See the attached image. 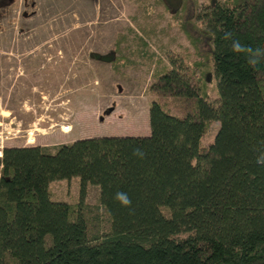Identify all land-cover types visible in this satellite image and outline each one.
<instances>
[{"label": "trees", "instance_id": "16d2710c", "mask_svg": "<svg viewBox=\"0 0 264 264\" xmlns=\"http://www.w3.org/2000/svg\"><path fill=\"white\" fill-rule=\"evenodd\" d=\"M194 15L209 41L214 98L169 56L148 87L192 108L177 114L151 98L147 133L0 147V264H264V57L252 67L224 39L232 32L264 49V0H207ZM88 54L111 60L114 49ZM71 175L76 202L52 198L48 181ZM86 182L108 217L100 232L89 233L82 211Z\"/></svg>", "mask_w": 264, "mask_h": 264}, {"label": "rangeland", "instance_id": "374dc122", "mask_svg": "<svg viewBox=\"0 0 264 264\" xmlns=\"http://www.w3.org/2000/svg\"><path fill=\"white\" fill-rule=\"evenodd\" d=\"M205 1L4 3L0 8V147L36 142L52 146L83 135L147 133L151 98L177 114L192 108L185 98L154 93L148 87L169 56L180 59L201 91L214 98L209 41L194 15ZM111 47V60L88 54ZM217 123L208 121L202 143L211 139ZM26 134L32 139L26 141ZM47 187L52 198L72 204L77 200L76 175L53 178ZM82 211L89 233L107 229L108 217L97 201L94 183H85Z\"/></svg>", "mask_w": 264, "mask_h": 264}, {"label": "clouds", "instance_id": "9594fccd", "mask_svg": "<svg viewBox=\"0 0 264 264\" xmlns=\"http://www.w3.org/2000/svg\"><path fill=\"white\" fill-rule=\"evenodd\" d=\"M225 40H231V47L234 52L244 53L246 55V60L248 64L252 67H256L260 62L261 58L264 57V49L252 48L250 45L242 44L241 41L234 37V33L225 32ZM134 156L143 158L145 153L142 149H135L133 152ZM256 162L258 164L264 165V153L257 156ZM115 199L121 204L122 207H131V199L125 192H118Z\"/></svg>", "mask_w": 264, "mask_h": 264}, {"label": "built area", "instance_id": "2783aa9c", "mask_svg": "<svg viewBox=\"0 0 264 264\" xmlns=\"http://www.w3.org/2000/svg\"><path fill=\"white\" fill-rule=\"evenodd\" d=\"M63 129L67 128V124L62 125ZM32 137L29 134H26V141L31 140Z\"/></svg>", "mask_w": 264, "mask_h": 264}, {"label": "crops", "instance_id": "0c3cea01", "mask_svg": "<svg viewBox=\"0 0 264 264\" xmlns=\"http://www.w3.org/2000/svg\"><path fill=\"white\" fill-rule=\"evenodd\" d=\"M37 143V142H36ZM40 144V143H39Z\"/></svg>", "mask_w": 264, "mask_h": 264}]
</instances>
